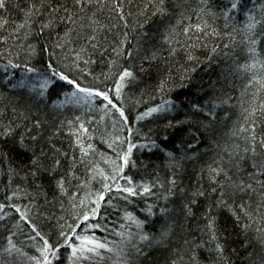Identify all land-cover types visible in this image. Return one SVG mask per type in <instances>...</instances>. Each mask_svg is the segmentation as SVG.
<instances>
[{
	"label": "trees",
	"instance_id": "obj_1",
	"mask_svg": "<svg viewBox=\"0 0 264 264\" xmlns=\"http://www.w3.org/2000/svg\"><path fill=\"white\" fill-rule=\"evenodd\" d=\"M7 2V9H0V17L6 20V23L0 26V35L6 37V42H0V128L12 126L14 132L8 137L0 138V204L5 205L0 209V217H4L0 220V249L6 247L5 238L8 232H12L13 243L20 252L8 255L0 251V264H34L29 257L39 255L36 247L39 246L40 238L32 233L26 226L28 222L21 220L19 213L11 205H20L21 209L26 211L29 220L37 225V229L55 241L59 226L72 224L76 213L82 211L80 198L83 196L87 201L88 197L95 195L96 190L101 189L105 181L99 174L100 170L110 176L109 160L120 163L118 156L122 150L127 149L129 143L133 148L130 162L125 164L123 172L120 173L121 184L125 183L122 179L124 175L134 181L154 184L156 179L165 182L174 172L177 176V185L183 187L185 192L176 191L167 202L157 200L156 196L167 188V184L164 183L163 187L150 188L154 195L131 197L126 201L116 189L111 188L109 180L110 190L105 193L98 215L95 218L90 217L87 222L80 221L76 226L77 232L94 233L102 241L106 239L118 247V242L122 239L118 233L124 230L121 225L128 228L130 224L123 217L124 211H132L143 219L142 209L147 201L153 205L154 210L147 228L159 230L165 219L160 214L159 206L167 204L170 207L167 218L175 221L172 235L164 244L154 245L145 257H141L139 264H171V261L179 256H183V259L179 260L178 264H190L189 252L193 244L201 245L196 249L200 264H212L215 252L209 250L211 242L205 230L206 219L202 215L206 210L205 206L211 204L213 207L207 210L217 217L220 229L225 231V235L220 238L224 241L227 264H260L264 251H261L260 245L253 237L256 235L257 227H264V222L259 225L253 223L247 233H242L231 213L224 207H216L219 191L212 189L218 186L209 181L206 166L213 164L218 155H226L221 151L225 145H232L233 142L243 145V141L231 135V131L235 130L239 123L244 122L246 110L250 107H257L258 114L249 117V122L252 119L256 120L257 135L264 130V110L259 109V101L264 99V88L257 92L255 89L259 85L255 83L246 88L247 74L241 75L234 70L236 61L244 59L239 44L241 25L246 22L244 14L252 11L257 19H260V10L253 8V5L264 3V0H238L239 7L235 10L229 9L230 0H208L207 4L204 0H181L179 11L191 19L182 20L181 24L177 25L178 31L184 24L203 19L209 28L218 33L212 35L207 30L202 32L193 30L189 35L197 36L199 39L196 41L189 40L181 33L179 37L181 44L199 45L191 49L193 55L198 57L192 61L186 59L184 48H177L174 55L166 54L169 45L162 39V32L166 24L175 23L176 17L169 15L161 19L159 14L151 15L150 9L143 7L149 0H122L126 26L124 21L119 20V14L112 11L109 0H103V6L93 2L81 13L84 18L77 22L76 30L72 33V45H65L63 48L53 47L57 32L64 29L63 24H59L57 31L51 36L48 32L39 35L34 31L30 37L25 38L24 29L13 32L23 18L22 9L26 7L27 0ZM176 2L177 0H169V7ZM222 9L229 10L230 15L228 17L221 15ZM92 13L103 28L96 29L97 47L88 45L83 53L84 60L88 61L85 63L84 60H75L71 55V49H79L83 45L81 37L90 34L87 16ZM145 20L147 23H144ZM80 24H84L85 27L81 28ZM261 29H264V25H261ZM124 32L128 33L124 47L134 49V55L129 57L125 53L112 68H109V61L113 60L114 56L113 49ZM226 33L235 35V42ZM10 35H14L16 39L8 38ZM29 44L34 45L36 49L34 54L29 51ZM45 44L48 46L47 51L43 50ZM260 47L264 48V41H261ZM211 48L217 50L209 56ZM153 49L159 52L158 59L144 61L143 56ZM53 53L56 56L57 67L82 86L107 91L114 103L118 106L122 104L127 123L121 121L119 113L101 97L93 96L91 100L79 101L71 98L70 102L64 94L76 90L59 79H54L47 85L41 95L42 74H45L47 64L50 62L49 57ZM61 57L63 59H60ZM9 60L16 66L9 65ZM24 64L35 68L36 72L25 71L22 67ZM122 66L129 67L135 79L126 78L121 88V96L117 99L115 80ZM254 71L257 75H264L258 69ZM165 76L168 78V86L161 88L160 81ZM213 89L217 98L227 94L231 98L230 102L216 107L211 140L199 139L196 154L180 159L181 167L176 169L175 165L169 164L164 149L175 151L178 133L166 125L169 121L174 123L177 119H184L186 113L192 111L188 105L203 103L213 94ZM169 101L171 103H168ZM102 103L105 105L104 108L100 107ZM157 105H161L157 111L137 118L139 114ZM32 121H39L40 127L35 128ZM68 121H72V124ZM81 122L89 133L81 139L85 144L90 142L94 148L88 150L89 155L83 163H76L72 168L74 175L65 177L66 192L60 194L56 189V176L64 175L70 164L82 159L79 148L72 146L73 137L70 132L72 128L79 129ZM21 131L30 132L37 137L34 142L31 139L26 141L30 145L29 150L21 148L16 143ZM117 136L121 139H116ZM149 140H154L156 145L148 144ZM106 141L111 142L113 147H109ZM54 149H60L65 155H58ZM41 152L44 155L40 160L45 164L52 158L61 160L56 173L49 174L41 168L36 171L35 176L31 174V156ZM89 167L93 168L92 173L86 171ZM82 180L84 183H81ZM194 188L204 191L205 194L196 198L197 203L192 206L193 214L185 216L182 204L191 198ZM72 193L76 195L72 196ZM109 199L112 201L111 204L106 203ZM251 201L255 207L259 201L258 192L252 193ZM235 203H240L239 195L235 197ZM73 204L80 207L74 209ZM5 213L8 215L4 216ZM260 216H264V209L257 218ZM85 223L99 224L100 227L86 229L83 227ZM68 239L76 242L74 237ZM57 251L58 257L53 259V264H68L67 253L70 249L62 245ZM119 259L112 256V261H116L117 264ZM83 264L97 262L84 261ZM104 264L112 262L105 261Z\"/></svg>",
	"mask_w": 264,
	"mask_h": 264
},
{
	"label": "snow or ice",
	"instance_id": "obj_2",
	"mask_svg": "<svg viewBox=\"0 0 264 264\" xmlns=\"http://www.w3.org/2000/svg\"><path fill=\"white\" fill-rule=\"evenodd\" d=\"M93 2L100 3L103 6V0H27L26 7L22 9L23 18L17 23L16 28L13 32H18L20 29H24V36L28 38L31 36L32 32H38L39 35L48 32L49 36L54 31H57L58 25L63 24L64 29L57 32L56 41H53L54 48H63L65 45H72V33L76 30L77 22L81 21V13L84 12L85 7L92 4ZM112 11L119 14V20L125 22L126 17L124 16V7L122 0H109ZM208 0H204L207 4ZM8 7L7 0H0V9L6 10ZM144 9H150V14L155 16L159 14L161 19L165 16L173 15L176 17L175 23H169L164 26L162 32V39L169 45V50L167 55H174L177 48H184L185 56L187 60H196L198 57L193 55L191 49L198 47L196 43L189 45L181 44L179 37L181 33L187 37L189 40L196 41L199 39L195 35H189L195 30V32H202L204 30L210 31L212 35H217L218 33L209 28L207 22L200 19L199 22H194L191 24H184L180 30H177V25L181 24L184 19H191V17H185L181 8V0H177L176 3L171 4L169 7V0H149V3L143 5ZM229 9L235 10L239 7L238 0H230ZM253 8L260 10V19H257L256 15L252 11L245 12L246 22L241 25L242 31L240 33L241 53L244 57L243 60H238L235 63L234 70L239 72L241 75H246L247 83L245 87L252 86L254 83L259 85L255 90L260 91L264 88V75L255 74L254 70H260L264 73V48L260 47L261 41H264V29H261V25H264V3L255 4ZM143 16L144 13H141ZM214 15V13H213ZM221 15L228 17L230 15L229 10H221ZM38 18V19H34ZM90 22L88 27L90 28V34L86 37H81L83 39V45L79 49L72 48L71 55L75 57V60H84L83 53L87 50V46L91 45L93 48L97 47V35L96 29L103 28V25L99 24L94 18V13L87 16ZM6 20L0 17V26H3ZM144 23H147L145 20ZM81 28H84V24H80ZM115 27V25H112ZM141 30H143V25L141 24ZM205 31V35H207ZM235 42L236 37L231 33H226ZM128 33L124 32L123 36L119 38L116 42V47L113 49L114 56L113 60L109 61V68H112L114 63L118 62L120 57L124 56L125 53L129 57L134 55V49L125 48L124 41L127 39ZM8 38L16 39L14 35H10ZM0 42H6V37L0 35ZM207 47V45H204ZM227 47V45H225ZM29 51L35 53L36 49L34 45H28ZM44 51L48 50L47 44L44 45ZM216 48H211L208 55L211 56L212 53L216 52ZM159 57V52L155 49L147 52L143 56L144 61H154ZM60 59H63L61 57ZM50 62L47 64L45 69V74H42V83L40 84V94L43 95L44 89L47 85L51 84L54 79H59L60 81L66 82L71 86L72 89L76 91L66 92L64 95L66 99L75 98L76 101L80 99L91 100L93 96L101 97L106 104L111 105L116 112L119 113L120 120L127 123V117L122 104L118 106L110 98L109 93L104 90H100L95 87H84L77 82L76 79L70 77L64 70L57 67L55 60L56 56L53 53L49 57ZM87 63V60H84ZM75 63V61H74ZM9 65L15 67L11 60L8 61ZM23 69L27 72L34 73L36 69L24 64ZM86 70V69H85ZM186 71H189L186 69ZM126 78L135 79L133 71L129 67H120L117 78L115 80V96L117 99L121 96V88L123 87ZM161 88L168 86V78L165 76L164 79L160 81ZM160 89L158 88L157 91ZM230 97L224 94L222 98H217L214 94L209 95L208 99L203 103H190L188 107L192 110L190 113H186L184 119H177L173 123L169 121L166 127H171L178 133L175 141V151L164 149V155L168 158L169 164L175 165L176 169L181 167L179 160L196 154L199 148V139L211 140L213 135V120L215 117V109L219 104H227L230 102ZM253 99V105L255 104V97ZM168 103H171L169 101ZM101 108L105 105L102 103ZM161 105L149 108L145 113L138 115V119L142 118L150 112L157 111ZM259 109L264 110V99L259 101ZM247 114L244 116V122L239 123L236 129L231 131V135L239 137L243 141V145L233 142L232 145H225L221 150L222 153L226 155H218L217 160L213 164L207 165V177L212 184L217 185V188H213L212 191H219V195L216 197V207H224L234 218L236 224L242 233H247L249 227L253 224H261L264 222V216L258 215L262 209H264V130L259 132L257 135V122L252 119L249 122V117H254L258 114V109L255 106L250 107L246 110ZM226 114V113H225ZM32 125L35 128L40 127L39 121H32ZM72 124V121H68ZM27 128V126H26ZM59 131V129H57ZM129 131H132L129 129ZM14 128L12 126H4L0 128V138L8 137L12 135ZM73 137L74 147L79 148L82 159L76 160L75 163L70 164L67 172L64 175H57L55 184L56 189L60 194L66 192L65 188V177L73 176L72 168L75 167L76 163H83L84 159H87L89 155L88 150L94 148L90 142L85 144V141L81 139L82 136H88V130L85 125L81 122L79 129H70ZM31 139L33 142L37 139L35 135L30 132L21 131L17 136L16 143L25 150L30 149V145L26 142ZM116 139H121L117 136ZM107 142V141H106ZM109 147H113L111 142H107ZM148 144L155 146L156 142L154 140H149ZM143 147L144 144H141ZM133 145L128 144L126 150H122L118 156L120 163L116 161L109 160L111 165V175H107L100 170V175L104 179V183L101 189L96 190L94 196L80 198V205H83L82 211H78L75 215V220L72 224L60 225L59 231L57 232V239L55 241L50 240L48 237L44 236L38 229L37 225L29 220L26 211L21 209L18 204H13V207L17 213H19V218L21 220L27 221V227L30 228L35 236L40 238L39 246L36 247V251L39 255L30 256L29 259L34 262V264H53V259L58 257V249L62 245H66L70 251L67 253L68 264H83L84 261H96L97 264H104L105 261H111L112 264H117L116 261H112V256L119 257L118 264H139L141 257H145L149 250L155 245L164 244L168 238L172 235V231L175 227V221L168 219V213L170 212V207L167 204H162L159 206L160 214L165 217L164 221L160 224L159 230H149L147 225L150 223L151 217L154 215L153 205L145 201V207L142 209L144 213V218L141 219L139 216L135 215L132 211H124L123 217L126 221H129V227L124 228L121 225L123 231L119 232L118 235L122 239L118 242V247L114 246L113 243L108 242L106 239L102 241L95 236L94 233H89L87 231L77 232L76 226L80 221L87 222L90 217L95 218L98 215V209L100 208L101 202L104 200L105 193L109 192L110 185L108 183L111 180V188L116 189L122 198L126 201L131 197L143 196V195H154L151 191V187H163L164 183L167 184V188L160 195L156 196L157 200L168 201L170 197L175 195L176 191L184 193L185 189L177 185V176L173 172L167 177L165 182L159 179L155 180L154 184H150L147 181H134L131 177L124 175L122 179L125 183L120 182V173L123 172L125 164L130 162V153ZM58 155H65L60 149H54ZM44 155L43 152L33 154L31 156L32 169L31 174L36 175V171L43 168L48 171L49 174L56 173L60 168L61 160L58 158H52L47 164L41 162L40 157ZM134 166V165H133ZM95 167V166H93ZM89 173L93 172V168H86ZM93 177H90V179ZM81 183H84L82 180ZM254 192H258L259 201L253 207L251 201V195ZM204 191L200 189H193L191 192V198L186 199L182 204V211L185 216H190L193 214V205L197 203V197L204 196ZM72 193V196H75ZM239 195L240 203H235V197ZM247 197V199H245ZM106 203L111 204L112 201L109 199ZM80 205L73 204V208H79ZM4 204H0V209L4 208ZM213 206L208 204L205 206L206 210L202 215L206 219L205 230L208 235L209 250L215 252V259L212 264H227V258L224 254V241L220 238L225 235V231L220 229L217 223V217L212 215L207 209H211ZM27 208V206H25ZM8 214L5 213L4 216ZM4 217H0L3 220ZM86 229L100 227L99 224H88L83 225ZM7 231V229H5ZM13 233L8 232L5 238L6 247L0 249L4 253L11 255L12 252H20V249L16 247L12 240ZM74 237L76 242H71L68 238ZM30 239V237H29ZM254 240L260 245L261 251H264V227L256 228V235L253 237ZM185 243H188L185 241ZM247 243V241H245ZM201 245L193 244L189 252L190 264H200L196 249ZM111 254V255H108ZM251 256V253H249ZM183 256H179L171 261V264H178L179 260H182ZM260 264H264V257L260 259Z\"/></svg>",
	"mask_w": 264,
	"mask_h": 264
}]
</instances>
